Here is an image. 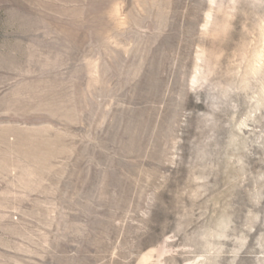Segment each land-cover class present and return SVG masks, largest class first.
<instances>
[{
	"label": "rangeland",
	"instance_id": "obj_1",
	"mask_svg": "<svg viewBox=\"0 0 264 264\" xmlns=\"http://www.w3.org/2000/svg\"><path fill=\"white\" fill-rule=\"evenodd\" d=\"M0 264H264V0H0Z\"/></svg>",
	"mask_w": 264,
	"mask_h": 264
}]
</instances>
